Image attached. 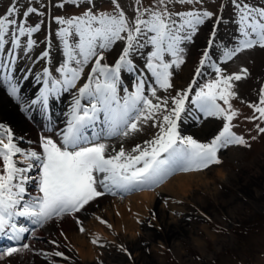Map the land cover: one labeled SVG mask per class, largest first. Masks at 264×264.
Here are the masks:
<instances>
[{
	"label": "rangeland",
	"instance_id": "obj_1",
	"mask_svg": "<svg viewBox=\"0 0 264 264\" xmlns=\"http://www.w3.org/2000/svg\"><path fill=\"white\" fill-rule=\"evenodd\" d=\"M116 3L119 4V9L115 7ZM238 3L255 11L264 10V0H202L196 4L168 0V11L177 24L182 23L181 18L189 12L207 11L213 15L211 18H205V22L199 25L196 31L185 33L190 35L191 39H186L180 45V57L184 63L179 67L173 64L169 70L172 72L173 86L167 90L159 87L148 68V65L154 62L152 53L155 48L149 42L152 34L139 36L128 57L132 62L131 69L122 68L118 76L117 95L123 101L135 93L139 84H143V94L147 98L153 103L167 100L170 110L174 107L173 99L191 89L182 116L191 111L190 104L196 106L193 101L206 84L214 82L221 73L225 76L234 75L246 68L249 73L247 78L234 82L233 90L236 96L231 100V104L238 116L232 121V131L244 137L250 146L233 145L222 148L218 153L220 164L200 171L176 173L162 185L147 189L152 191V201L143 203L133 198L139 190L117 192L116 195L106 194L97 198L80 212L52 219L47 224L54 225V222L56 227L66 224V230L67 223L80 222L84 230L81 231L80 228L77 237L81 238V241L73 243L70 231L61 229V236H55L48 227H38L28 233L27 242L21 243L30 245L28 250L12 257L0 256V264H40L38 260L42 261V264H85L77 252L80 247L82 250L93 249L92 260L87 262L88 264H264V218L257 220L258 217H264V134L258 131V126L264 127V121L253 122L251 118L257 114L249 107L259 103L260 93L264 90V48L257 46L237 52L230 60L224 58V50L237 48L243 39ZM157 5L158 0H0V18L15 8L14 19L19 25L38 28L31 36L19 37V47L15 45L11 35L7 37V43L0 47V81L4 82L5 72L11 63L13 67L5 83L6 87L15 88L18 96H21L22 92L18 87L25 90V76H29L33 68L42 75L57 76L60 85L64 84L65 79V72L61 69L85 70L90 67L89 79H95L93 72L98 56L90 58L87 64L76 62L83 59L80 55H76L75 59L69 62L64 41L59 35L68 25L58 21L83 18L89 11L97 16L116 15L118 11H123L131 27L137 16L148 19L150 17L147 13L159 11L164 7ZM32 9H35V12H32ZM121 36L122 39H117L107 49H96L104 57L100 61L102 66L115 67L126 50L127 33H122ZM67 39L74 47L79 43L75 34ZM29 40L35 42L31 47L28 46ZM76 51L78 52V49ZM205 54H208L206 61ZM164 60L166 63H172L175 57L166 53ZM217 68L221 69V73L216 72ZM144 73L147 74L146 78ZM68 78H71L70 73ZM99 78L103 80L102 76ZM78 82L79 80L75 86H68L75 88ZM152 89H156L155 97L151 95ZM0 90L12 97V94L1 86ZM41 94L38 90L40 97ZM49 101L53 100L47 99V102ZM47 102L40 99V103H44L43 106H47ZM93 102V98L87 97L81 106L90 108ZM218 103L227 108L222 101ZM17 112L22 117L25 115L26 121H32L30 111L25 113L17 107ZM47 113L48 111L43 116L46 122ZM166 114L168 113L161 112L155 120L141 122L138 125L139 130L130 132L127 137H109L101 130V136L104 134V137L94 143L106 144V155H115L121 148L126 153H132L137 146L147 147L148 142L158 135L157 124ZM198 114L199 109L196 106L190 122L180 128L178 121V131L181 137H192L199 143H211L227 121L218 117L220 123L205 129L197 118ZM51 124L52 119L48 121V125ZM39 132L44 133L42 130ZM52 132L56 137H60L58 143L61 145L63 132ZM30 133H23L22 140L17 141L24 146H31L29 141L23 140ZM14 139L17 142L15 137ZM46 139L57 142L55 138ZM44 140L37 141L38 148H43ZM40 175L41 170L37 169L34 180H39ZM179 177L185 178L180 181ZM38 180L29 187L34 194L38 193ZM114 198L117 199L118 205L113 203ZM159 207L165 208V214L176 218L180 224L177 227H165ZM18 227L26 228V225ZM130 231L136 236V248H132L133 245L127 238ZM172 233L174 238L171 239ZM36 234L38 236H35ZM39 248L43 250L40 253L37 251ZM56 252L62 253L63 256H56Z\"/></svg>",
	"mask_w": 264,
	"mask_h": 264
},
{
	"label": "snow or ice",
	"instance_id": "obj_2",
	"mask_svg": "<svg viewBox=\"0 0 264 264\" xmlns=\"http://www.w3.org/2000/svg\"><path fill=\"white\" fill-rule=\"evenodd\" d=\"M168 0H158V5H164L159 11L153 10L147 15L148 19L137 16L130 27L123 11L116 15L99 16L89 11L83 18L59 20L60 24H67L68 28L59 33L64 41L67 59L71 62L76 55L83 57L77 60L79 64H87L89 59L97 57L93 77L80 90V96L94 99L90 108H83L80 100L75 101L71 119L62 135V144L57 145L51 139L43 142V155L35 151L24 152L17 146L10 128L0 124V237L13 242V246L0 251V256L12 257L30 245L21 244L23 234L29 229L18 227L16 220L25 218L32 224L43 226L48 221L63 217L67 214L80 212L89 203L106 194L116 195L133 190L154 189L165 183L171 176L179 172L200 171L212 165H218L221 160L218 156L222 148L239 145H250L242 136L233 131L232 121L238 116L233 109L231 100L235 98L234 82L246 79L248 70L234 75H223L221 69L216 72L221 75L196 95L193 103L206 116L222 117L227 123L219 135L211 143H199L192 137H181L178 131V121L185 111L188 92L173 99L174 107L168 109V101L158 103L143 94V84H139L134 94L124 98L117 95V79L122 68L131 69L132 62L128 59L134 42L142 34L151 33L149 42L154 46L152 53L153 63L148 65L159 87L167 90L171 83L173 64L179 67L184 61L180 57V45L191 39L185 33L196 31L205 18H211V12H189L182 17V23L177 24L167 8ZM183 3L196 4L202 0H181ZM115 7L119 9V4ZM240 12L241 36L243 39L235 49H225L223 56L226 60L232 59L239 51L264 48V10L254 9L237 4ZM35 12V9H32ZM16 9L12 8L3 18H0V47L7 43L11 35L17 47L20 46L19 37L31 36L38 31L35 27L21 26L14 19ZM122 33H127V48L123 52L115 67L102 66L104 59L96 49H107L117 39H122ZM75 34L79 43L69 44L67 37ZM35 42L28 41L31 47ZM78 49V52L76 51ZM175 57L172 63H166L165 54ZM204 60H208L205 54ZM82 68L61 69L65 72L64 84L75 86L80 78ZM70 73L71 78H68ZM98 74V75H97ZM102 76L103 80L99 77ZM94 84V87H93ZM51 89L45 88L41 99L46 103ZM16 89H12V95ZM151 95L156 96V89ZM222 101L227 108L222 107ZM257 115L251 119L264 121V90L260 93L258 104L249 105ZM167 112L157 124L159 133L155 139L148 142L147 147L137 146L132 153H126L123 148L115 155H106L107 145L94 143L100 137H90L88 129L99 120L103 113L107 124V136L127 137L130 132L139 130L141 122L155 120L157 114ZM258 131L264 134V127L258 126ZM87 145V146H86ZM18 157H23L21 160ZM24 161L39 162L41 175L38 180L39 195L25 199L28 195L26 184L29 177L25 173L31 171L32 163L25 167L18 165ZM104 223V221H101ZM84 229L81 227V231ZM95 242V241H94ZM55 243V242H53ZM56 256H63L56 252Z\"/></svg>",
	"mask_w": 264,
	"mask_h": 264
},
{
	"label": "bare ground",
	"instance_id": "obj_3",
	"mask_svg": "<svg viewBox=\"0 0 264 264\" xmlns=\"http://www.w3.org/2000/svg\"><path fill=\"white\" fill-rule=\"evenodd\" d=\"M185 71H187V70H185ZM90 73H91V68L90 67L86 68L85 70H82L80 78L78 79L79 80L78 85L75 88H70L68 85L62 84V85H58V89L57 90L56 89L51 90L49 92L48 99L51 98L53 101L52 102L49 101L47 106H43V104L40 103L41 97L38 95V90H39L40 87H42V81L44 82V80H43L44 78L43 77H39L38 74H40V71H38V70H36L35 72L32 71L30 73V75L25 78V80H27V84H26L25 90H22L20 87H18L22 91L20 93L21 96L16 95L17 94L16 93L15 95H12V97L9 95L10 96L9 97V96H7L8 93L2 92L0 90V115H1L0 116V124H2L5 127L11 129L12 134L16 138V141L17 140H22L21 138H23V133L31 132L28 136H25L24 139H23V140L29 141L32 144L31 146H24L23 144L20 143V141L16 142L17 146L19 148H21L22 151H24L26 153L35 151L38 155H43V148H38V146H37L38 142L37 141L39 139H46V138H55V141H57L56 143L59 146L58 140L60 139V137H56L55 134H54L55 135V137H54L53 132L51 133V131L56 130V132H58V131L59 132H63V131L66 130V128L68 126V122H69L70 117L72 115L71 111H72V109L74 107L75 101L78 98L85 99V98L88 97V96L81 97L80 96V90L87 84V81L89 79ZM37 77L40 79V81H39V79ZM55 79L58 80V77H55ZM44 84H45V88H46V84H48L49 88H50V87H53L54 81L52 79H49L48 82L45 81ZM0 86L2 88H4V86L2 84ZM37 86H38V88H37ZM45 88H44V90H45ZM4 90H5V88H4ZM7 91L9 92V94H12V89H8ZM13 96H16L17 98H14ZM17 107H20L25 113L30 111L29 114L32 116V121L31 122L30 121H26L25 118H24L25 115H23V117L20 116L18 114V112H17ZM190 107L193 109V112H194L196 106L193 105V104H190ZM4 108L5 109L7 108L8 110L6 111V110H4ZM47 108H49L48 114H51V118H52L51 126L48 125L46 120L45 121L43 120V116H44L45 112H47ZM99 117L100 118H99V120L96 123H98V126H99L100 129L105 128V130L107 131V124H106V122L104 120L103 113H100ZM197 118H199V120L203 123L202 125H203V127L205 129H210L212 126H214L215 124H217L219 122V118L218 117L206 116L200 111H199V114L197 115ZM100 125H102V126H100ZM39 130L44 131V133H40ZM46 132H48V133L45 134ZM95 136H97V134H95L94 136L92 135V137H95ZM101 137H103V136H101ZM18 158L21 159V160L24 159L23 157H18ZM28 163H32L33 167L31 168V171L25 173V175L30 178L28 183L25 185L26 189L30 185L36 184L35 181H37L38 179L34 180V172H35V170H37L39 168V162H36V161H24L23 164H20L18 166L25 167V166H27ZM0 168H2V160H0ZM190 175H192V174H190ZM207 176H209V175H207ZM182 178L184 180L185 177H179V180L181 181ZM183 182H182V184H183ZM180 188H181V186H180ZM241 188L243 189V187H241ZM30 191H31V189H29V190L27 189L28 195L25 196L26 200L29 199L30 197L38 196L40 194V193H38L36 195H32V192H30ZM152 195H153L152 191H149V190L145 189V190H139L138 192H136V195H135V197L133 196V198L139 199L143 203H146L148 200L152 201V199H153ZM107 200H108V198H107ZM116 200H117L116 198L112 199L113 203H115V205L116 204L118 205V203H116ZM159 209L161 210L160 214H162V216L164 218L163 219V222H164L163 224L165 225V227L170 226V225H172V226L174 225L175 227H177L180 224L179 220H177L176 218L174 219L173 217L168 216V215L165 214V212H164L165 210L163 211V209H165V208L162 209V207H159ZM89 212H91V211H89ZM57 218H59V217H57ZM57 218H54V219H57ZM117 218L118 217H116V219ZM131 221H132V219H131ZM116 222H118V220ZM52 223L55 225L54 222H52ZM30 224L34 225L31 222H30ZM67 224H68L67 225V228H68L67 230L65 229L66 228V226H65L66 224H63V225H60V226L57 225V227H56V225L54 226L52 224L45 223L42 227H45V226L48 227L47 229L48 230L50 229L52 231V233L55 234V236L56 235H60L61 236V233H63L61 229L66 230V231H70V236H71V240L73 241V243H77L76 242L77 240L81 241V238L79 239L77 237V236H79L77 232L80 231L81 223L80 222H75V224H74V223L70 222V223H67ZM130 224H128V225H130ZM122 226H124V225H122ZM28 229H29V231H31V229H33V228L28 227ZM126 232H128V231H126ZM163 232L165 233V231H163ZM24 236H26V233L23 234V237ZM35 236H38V235L36 234ZM80 237H81V235H80ZM135 237L136 236L131 231H130L129 235L127 236L129 242L131 243V245H133L132 248H136V245H137ZM172 238H174V234L173 233L171 234V239ZM172 241H174V240H172ZM25 242H27V238H26ZM49 242H51V241H49ZM11 246H13V245H11ZM37 247H39V246H37ZM37 251H39V253H40L43 250L41 248H39V249H37ZM77 252H78L79 258H81V260H83L85 264H88L87 262H90L92 260V258H91L92 257L91 254L93 253V249L92 248H89V249H86V250H82L81 247H80L79 250H77ZM85 255H87L88 257L87 256L85 257ZM0 259H1V257H0ZM38 261H39L40 264H42V261H40V260H38Z\"/></svg>",
	"mask_w": 264,
	"mask_h": 264
},
{
	"label": "water",
	"instance_id": "obj_4",
	"mask_svg": "<svg viewBox=\"0 0 264 264\" xmlns=\"http://www.w3.org/2000/svg\"><path fill=\"white\" fill-rule=\"evenodd\" d=\"M191 115L188 114L187 116H184L185 118H183V122H185L187 120V122L190 120V117Z\"/></svg>",
	"mask_w": 264,
	"mask_h": 264
},
{
	"label": "trees",
	"instance_id": "obj_5",
	"mask_svg": "<svg viewBox=\"0 0 264 264\" xmlns=\"http://www.w3.org/2000/svg\"><path fill=\"white\" fill-rule=\"evenodd\" d=\"M256 218H257V217H256ZM256 218H255V219H256ZM261 218H264V217H262V216H261V217H258L257 220H260ZM257 220H254V221L256 222ZM257 222H258V221H257ZM257 222H256V223H257ZM235 231L238 233V228H236ZM240 231H241V230H240ZM241 233H242V231H241Z\"/></svg>",
	"mask_w": 264,
	"mask_h": 264
}]
</instances>
